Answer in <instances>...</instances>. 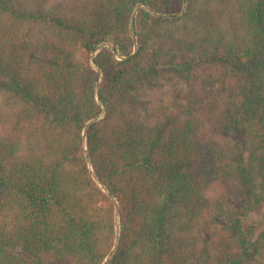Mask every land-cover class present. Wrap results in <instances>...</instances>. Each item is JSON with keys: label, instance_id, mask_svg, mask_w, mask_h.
I'll return each instance as SVG.
<instances>
[{"label": "trees", "instance_id": "16d2710c", "mask_svg": "<svg viewBox=\"0 0 264 264\" xmlns=\"http://www.w3.org/2000/svg\"><path fill=\"white\" fill-rule=\"evenodd\" d=\"M263 204L264 0H0V264H264Z\"/></svg>", "mask_w": 264, "mask_h": 264}, {"label": "rangeland", "instance_id": "374dc122", "mask_svg": "<svg viewBox=\"0 0 264 264\" xmlns=\"http://www.w3.org/2000/svg\"><path fill=\"white\" fill-rule=\"evenodd\" d=\"M95 54H89L85 53L83 51H78V58L81 62L88 64L90 67H94L92 63V59L94 58ZM116 59L120 60V57H118L117 54H114ZM112 202L115 207V224H116V232H118V216H117V209H118V203L112 199ZM244 226L245 227H251L254 226L255 232H261L264 230V204L260 208L258 212L250 213L248 216L244 219Z\"/></svg>", "mask_w": 264, "mask_h": 264}]
</instances>
